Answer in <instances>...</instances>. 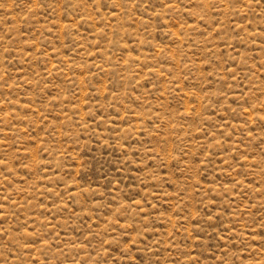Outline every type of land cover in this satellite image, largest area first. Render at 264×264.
Segmentation results:
<instances>
[{"label":"rangeland","instance_id":"rangeland-1","mask_svg":"<svg viewBox=\"0 0 264 264\" xmlns=\"http://www.w3.org/2000/svg\"><path fill=\"white\" fill-rule=\"evenodd\" d=\"M0 264H264V0H0Z\"/></svg>","mask_w":264,"mask_h":264}]
</instances>
